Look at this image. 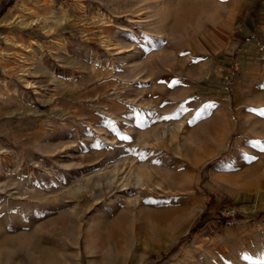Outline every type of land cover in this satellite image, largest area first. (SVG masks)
Wrapping results in <instances>:
<instances>
[{"label":"rangeland","instance_id":"rangeland-1","mask_svg":"<svg viewBox=\"0 0 264 264\" xmlns=\"http://www.w3.org/2000/svg\"><path fill=\"white\" fill-rule=\"evenodd\" d=\"M0 264H264V0H0Z\"/></svg>","mask_w":264,"mask_h":264},{"label":"crops","instance_id":"crops-1","mask_svg":"<svg viewBox=\"0 0 264 264\" xmlns=\"http://www.w3.org/2000/svg\"><path fill=\"white\" fill-rule=\"evenodd\" d=\"M135 1H138V0H135ZM235 3H238V1H244V0H233ZM240 55H242L243 57H245V48H241V51H240Z\"/></svg>","mask_w":264,"mask_h":264},{"label":"bare ground","instance_id":"bare-ground-1","mask_svg":"<svg viewBox=\"0 0 264 264\" xmlns=\"http://www.w3.org/2000/svg\"><path fill=\"white\" fill-rule=\"evenodd\" d=\"M138 179L141 180V175H138ZM139 187H140V188H143V183H141V184L139 185Z\"/></svg>","mask_w":264,"mask_h":264},{"label":"built area","instance_id":"built-area-1","mask_svg":"<svg viewBox=\"0 0 264 264\" xmlns=\"http://www.w3.org/2000/svg\"><path fill=\"white\" fill-rule=\"evenodd\" d=\"M227 215L230 214V215H234V210L232 209V212L230 213L229 211L226 213Z\"/></svg>","mask_w":264,"mask_h":264}]
</instances>
